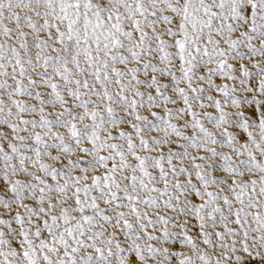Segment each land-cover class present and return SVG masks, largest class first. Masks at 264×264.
I'll return each instance as SVG.
<instances>
[{"label": "snow or ice", "instance_id": "6c2138e0", "mask_svg": "<svg viewBox=\"0 0 264 264\" xmlns=\"http://www.w3.org/2000/svg\"><path fill=\"white\" fill-rule=\"evenodd\" d=\"M0 264H264V0H0Z\"/></svg>", "mask_w": 264, "mask_h": 264}]
</instances>
